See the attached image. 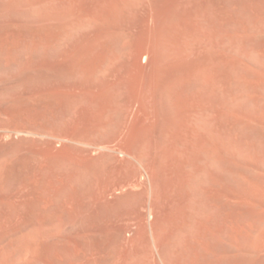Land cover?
<instances>
[{"label":"rangeland","instance_id":"rangeland-1","mask_svg":"<svg viewBox=\"0 0 264 264\" xmlns=\"http://www.w3.org/2000/svg\"><path fill=\"white\" fill-rule=\"evenodd\" d=\"M231 1L192 0L214 35L233 34L231 3L264 20V0ZM137 2L0 0V264H264V180L247 162L187 195L185 118L142 56L178 0Z\"/></svg>","mask_w":264,"mask_h":264},{"label":"bare ground","instance_id":"bare-ground-1","mask_svg":"<svg viewBox=\"0 0 264 264\" xmlns=\"http://www.w3.org/2000/svg\"><path fill=\"white\" fill-rule=\"evenodd\" d=\"M134 1L138 0H133V3H138ZM195 2L197 3V0ZM194 5L196 4L192 0H178L175 10L166 17L164 30L159 37L151 40L150 48L143 49L142 56L147 59L154 55L156 63L161 64L163 77L159 76V78L163 81L165 79L166 83H160V86L158 84L155 91L170 102L175 112L184 115L185 122L182 120L184 129L178 135L183 151L187 155L183 153L177 157L183 158L187 161L185 163L190 165V167L186 166L188 169H184L186 172L184 186L188 189L186 194L188 196L190 194L196 200L199 192L192 182H196L200 175L208 171L211 174L219 171L221 166L224 167L221 168L222 171L226 169L233 172V166L237 165L240 159L253 168L249 174L252 175L254 182L264 180V169L260 166L262 160H258L253 154L263 151L260 148H263L264 142V20L254 18L244 6H234L231 3L229 25L232 27L226 28H230L233 34L214 35L210 32V26L216 29L214 19L210 14L206 15L202 11L199 13L200 10ZM188 7L195 8L196 11L192 12ZM182 16L185 20L180 23L179 18ZM185 23L190 27L187 32L180 27ZM192 30L195 31L193 35L190 34ZM117 38L122 39L121 36L114 35V39ZM154 109L152 108L155 112ZM102 115L105 116V113L103 112ZM175 159L177 161V158ZM245 177L243 175V178ZM232 178L238 184L245 180L239 179L236 174ZM205 195L207 202L212 200L209 195L206 193ZM219 201L223 202V200ZM260 202L264 204V201ZM261 246L256 248L257 253L264 249V244Z\"/></svg>","mask_w":264,"mask_h":264}]
</instances>
